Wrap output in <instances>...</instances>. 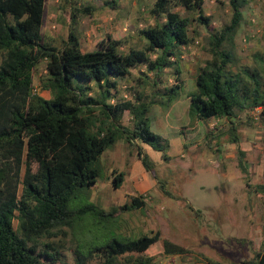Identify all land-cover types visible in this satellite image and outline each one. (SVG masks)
<instances>
[{
	"label": "trees",
	"instance_id": "obj_1",
	"mask_svg": "<svg viewBox=\"0 0 264 264\" xmlns=\"http://www.w3.org/2000/svg\"><path fill=\"white\" fill-rule=\"evenodd\" d=\"M249 1L230 0V23L209 38L212 59L197 72V89L189 94L190 112L200 121L232 118L236 110L250 115L257 108H262L264 118L261 74L233 71L238 60L235 38ZM107 4L116 7L114 1ZM204 4L205 0H156L151 13L157 19L165 17V22L140 31L148 42L144 50L131 48L122 53L123 42L112 36L98 50L84 52L73 31L62 49L45 44L46 0H0V52L5 54L0 67V264H56L61 259L59 249L47 244V250L41 252L39 240L60 232L66 235L61 231L65 228L77 241L75 264H87L97 253L104 254L103 264H125L132 253L142 254L159 241V234L137 240L116 236L106 241L100 237L87 240V230L101 226L107 231L105 226L117 214L139 210L145 204L133 198L106 213L88 197L103 173L101 156L121 136L131 145L136 141L147 144L168 159L170 145L152 131L148 113L155 104L168 107L183 95L181 71L175 66L182 60V49L193 42V22L210 23L203 15ZM172 6L199 15L196 19L182 17ZM77 12H72V22ZM42 60L47 61L48 77L40 93L34 88V72ZM138 67L155 75V87L174 67L178 83L153 95L137 91L135 102L117 101L120 81ZM90 84H95L96 95ZM127 111L132 128L120 124ZM236 129L232 126L233 134ZM232 142L238 143L239 138L235 135ZM238 153L239 166L246 173V154ZM138 154L144 168L152 172L154 163L141 148ZM113 175V186L118 189L125 175ZM15 220L22 235L15 229ZM164 251L167 255L186 252L169 242ZM257 258L255 264H264V251Z\"/></svg>",
	"mask_w": 264,
	"mask_h": 264
},
{
	"label": "rangeland",
	"instance_id": "obj_2",
	"mask_svg": "<svg viewBox=\"0 0 264 264\" xmlns=\"http://www.w3.org/2000/svg\"><path fill=\"white\" fill-rule=\"evenodd\" d=\"M111 1L113 0H46L45 22L42 29L44 43L62 49L68 41L70 32L73 31L80 39L81 49L84 52L98 50L101 43L107 41L108 36L123 42L120 47L122 53H128L131 48L144 50L148 42L141 36L140 31L165 22V17L157 19L151 13L156 0H114L119 3L118 10L107 4ZM85 9L90 12H77ZM172 10L180 13L182 17L191 16L196 19L199 15L198 12L190 13L182 7L172 6ZM72 12H77L74 22L71 20ZM203 15L210 20V23L204 25L198 21L193 22L190 27L193 42L182 49V60L175 66L181 71L179 77L185 87L180 98L183 100L180 102V107L173 109L171 122L165 119L153 120L152 117L149 120L152 131L165 139L169 145L173 144L166 152L168 159H163V154L149 145L145 144L150 152L144 148L145 145L136 143L131 145L124 136L116 148L108 150L117 151L115 165L109 158L108 161L106 157L102 159L104 169L99 178L102 189L99 190L98 196L104 195L109 201L121 196L120 190L130 193L134 189L143 174L134 172V169L131 172L128 168L133 167L136 162L144 168L138 154V149L141 148L154 163L153 171L148 173V177L160 181L165 192L173 197L170 201L165 196L164 203L174 206V212L170 213L167 220L170 229L174 230V240L195 249L205 248L212 253L210 256L213 259L223 256L227 264H239V260L255 264L258 261L257 255L264 251V118L261 112L258 121H254L249 114L244 116L250 133L248 143L250 145L254 143L252 154L254 157L259 154L261 156L260 165L263 171L258 174L254 171L251 173L247 171V175L244 172L243 175L241 174L239 153H237L238 164H234L239 170H236L234 165L227 164V172L223 171V161L216 155L218 151L207 148L212 150V153H209L204 150L203 142L200 143L204 141V137H199L206 125L203 121L196 122L197 139L193 136L197 143H200L198 150L201 149V152L196 153L191 149L189 135L186 136L188 141H185L182 135H178L179 137L175 135L177 128H184L183 132L187 133L189 127L182 126L194 122V114L190 112L191 104L186 97L197 89L195 77L199 69L212 59L209 53L210 36L221 32L232 19L233 10L230 0H205ZM243 15L241 27L235 38L234 51L238 60L233 71L259 72L264 84V0H250L243 8ZM4 58L5 54L0 52V67ZM175 68L165 72L157 87L153 83L155 75L148 74L145 67L133 69L131 76L120 81L119 99L131 97L137 91L153 95L157 90L163 92L165 87L175 86L178 83ZM47 77V61L42 60L34 72V88L38 92L41 91V85ZM90 86L93 89L92 94L96 95L95 84ZM182 114L186 118H180ZM223 136L216 131L209 141L210 145H213L212 148L222 146ZM177 138L187 143L185 150L187 155L184 159L178 155L181 149L174 141ZM240 138L243 137L240 135ZM228 141L226 137L225 142ZM178 158L180 161H177ZM116 164L126 176L125 184L118 189L108 186L107 180ZM145 192L157 200L156 191L152 188L147 187ZM14 226L19 235H22L19 221L15 220ZM61 231H66V235L60 232L55 237L41 238L39 250L45 252L46 245L53 244L61 253V259L56 264H75L77 241L69 229L65 228ZM111 231L92 228L85 232L87 234L85 236L90 241L98 237L101 241H106L116 236L114 230ZM153 247L150 253L164 251L162 242ZM104 261V254L97 253L87 264H103ZM163 262L164 259L160 256L153 264H163Z\"/></svg>",
	"mask_w": 264,
	"mask_h": 264
},
{
	"label": "crops",
	"instance_id": "obj_3",
	"mask_svg": "<svg viewBox=\"0 0 264 264\" xmlns=\"http://www.w3.org/2000/svg\"><path fill=\"white\" fill-rule=\"evenodd\" d=\"M114 2L116 5L114 9L118 10L120 8L119 3H117L118 1H114ZM132 72H133V69L131 70V74ZM120 90H121V87L119 88V92ZM118 94L116 98L117 101L131 100L135 102L136 100L134 98L135 93L132 94L131 97H124L125 99L123 98L119 99ZM180 98L181 97L175 100L174 103H172L168 107H164L162 104H155L154 106H152L148 113L149 120L152 117L153 120L158 119L160 121H163L165 119L171 122L172 116H173L172 114L174 111L173 109L180 107V102L183 101ZM186 99L190 101V104H191V99L189 98V95L186 97ZM246 114L247 112L236 110L235 115L232 118H220V119L217 118V119L204 120V121L202 120L206 125H205V128L203 129V132L199 134L200 135L199 137H202V138L204 137L203 138L204 141H201L200 143L203 142L204 144L203 146L205 147L204 150L208 151L209 153L212 150H208L207 148L213 149L214 151H218L216 155H218L221 158V161H223V171L225 172H227V169H228L227 164H232V165H234L235 163L238 164L237 153L239 152V150H242L247 155V159L245 158L246 160L244 163L245 168H246V173L247 171L250 173L254 171V173L258 174L261 171H263V167L261 168V165H260L262 163L260 161L261 160V156H259L260 154L254 157L253 156L254 154H252V151L254 153V143L252 145L248 143V138L250 137L249 135L250 133H248L249 127H248V124L246 123V120L244 119V116ZM183 115L184 114L180 115L179 117L182 119L186 118ZM193 120L194 122H190V123L188 122V124H186L187 126H182V127H189L187 133L183 132L184 128L183 129L177 128V132L175 133V135L176 136L182 135L185 141H188L186 136L189 135L190 141L192 143L191 149H194L195 152L198 153V152H201V149L198 150L199 149L198 145H200V143H197L196 141L197 139L196 134H198L196 132L198 130V126H197L198 124L196 122L197 121L199 122L200 120H198L196 117ZM174 121L177 123L175 117H174ZM120 124L123 127L132 128L133 119L128 111L124 113L122 119L120 120ZM232 126H235L237 128L235 134L232 133ZM213 130H216L217 132H220L221 135H224L222 138V141L224 140L222 143V146L217 147V148H214V147L212 148L213 145L211 146L209 142L212 139V136L214 135L212 133ZM235 135L239 138L238 143L232 142V139H234ZM240 135L243 137L242 139L240 138ZM193 136H195L196 139ZM226 137L229 140L228 142H225ZM122 139H124V136H121L118 142ZM174 141H176V144L181 149L178 155H181V157L184 159L185 155H187V153L185 152V150L187 149V143L184 142L180 138H177ZM118 142L114 145L115 148ZM135 143L141 144L143 146L145 145L144 143L139 142V141H136ZM146 145L144 146V148L148 150L149 147ZM170 145L172 147L173 144H170ZM148 152L150 151L148 150ZM116 155H117V151L114 152V151L107 150L101 156V161L104 157H106V159L107 158H109V160L111 159V163L115 165V162L117 161ZM255 158H257V160H254ZM106 161H108V159ZM177 161H180V159L178 158ZM113 167L115 168H113L112 170V175L107 177L108 186H111V187L113 186L112 184L113 178H114L113 173L114 172L117 174L121 173V170H120L121 168L118 167L117 164L116 166H113ZM128 169L131 172L134 169V172L137 171L138 174H143V177L141 178V180L134 186V189H132L130 193L127 192L126 190H120L122 194L121 196H119L117 199H113V200L110 199L108 201L107 199L104 198V195L98 196L99 190L102 189L101 188L102 184L100 185L99 180H98V182L90 189V195L88 197V200L91 203L98 206L101 210H103L106 213H110L113 211L114 208H120L124 206L125 204L130 203V201L133 198H138L144 201L145 203L144 207L139 210L125 211V212H121L117 214L115 219H113L109 223V226H105V229L110 232H112L111 230H114L116 237H118L121 240H137L143 236L154 237L159 234V241L156 244H158L159 242H162L163 247H164V244L166 242H169L179 247H182L183 249L186 250V252L184 254H170V255L165 254V251L159 252V253H150L151 250L154 248L152 246L151 248H149L146 252L142 254L132 253L129 258L130 261L126 262L125 264H153L154 260L160 256H162L164 259L163 264H172V263H175V264H227V262L225 261L226 259L223 256H221V258L219 259L215 258L216 259L215 260L210 256L212 255V253L208 252L205 248L195 249L192 246H186L185 244L174 240V230L170 229L171 227H169V224L167 223L168 216L170 215V213L174 212V206H171V204L164 203L165 196H167L170 201L173 197L168 192H165V190L161 186L162 183L160 181H157L155 178L148 177V173L150 174L151 172H148L147 170L142 168V166L139 165V163L136 162L133 167L130 166ZM236 170H239V169L236 168ZM240 172L242 174L243 171L240 170ZM125 180H126V176L124 177L122 186L125 184ZM147 187L152 188V190L156 191L157 200H155V197H152L146 194L145 191ZM97 203H99V205ZM111 227L113 229H110ZM100 229H102L101 226H100ZM239 261L240 263L244 262L242 260H239Z\"/></svg>",
	"mask_w": 264,
	"mask_h": 264
},
{
	"label": "built area",
	"instance_id": "obj_4",
	"mask_svg": "<svg viewBox=\"0 0 264 264\" xmlns=\"http://www.w3.org/2000/svg\"><path fill=\"white\" fill-rule=\"evenodd\" d=\"M262 111V108H257L255 109L253 112H251V118L254 120V121H258L259 120V112ZM172 264H175V263H172Z\"/></svg>",
	"mask_w": 264,
	"mask_h": 264
}]
</instances>
